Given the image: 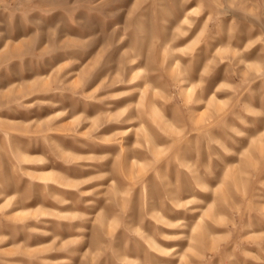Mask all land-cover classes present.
<instances>
[{
	"label": "rangeland",
	"instance_id": "1",
	"mask_svg": "<svg viewBox=\"0 0 264 264\" xmlns=\"http://www.w3.org/2000/svg\"><path fill=\"white\" fill-rule=\"evenodd\" d=\"M0 264H264V0H0Z\"/></svg>",
	"mask_w": 264,
	"mask_h": 264
}]
</instances>
